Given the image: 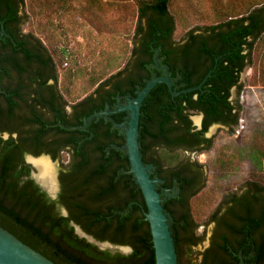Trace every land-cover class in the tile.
Segmentation results:
<instances>
[{"label":"trees","instance_id":"obj_1","mask_svg":"<svg viewBox=\"0 0 264 264\" xmlns=\"http://www.w3.org/2000/svg\"><path fill=\"white\" fill-rule=\"evenodd\" d=\"M210 1L212 23L192 28L187 33L185 42L176 45V21L170 9L172 0H0V28L5 26L8 34L15 36V39L6 36L5 40L0 34L3 37L1 47L4 50L13 48L11 53L0 52L1 86L2 76L8 72L7 62L14 65L17 76H20L23 70V63L18 56L20 53H24L27 61L32 62L39 56L36 50L48 52L58 62V67L55 64L58 80L61 78L60 58L69 59L76 55L69 45L45 42L33 32H25L24 16L18 15V2L23 8L29 3L32 9L39 10L48 17V24H45L44 29L48 28L52 32L51 36L56 33L64 34L61 21L55 22L52 18L54 14L60 11L74 15L84 11V8L80 10L84 4L75 3L84 2L102 17L113 14L114 21L120 17L122 8H127V3L133 5L132 11H136L138 22L132 48L118 34L108 38L104 48L103 41H99L100 51L93 61L101 64L98 67L93 66L91 70L90 84L95 89L93 88L94 91L85 100L91 103V111L86 118L106 110L107 104H110L111 110L116 109L118 96L122 97L123 103L128 97L136 98L137 91L143 89L151 79L165 74L162 68L164 66L169 69L175 91L198 86L211 73L202 89L178 96L171 94L167 84L160 83L147 96L142 106L140 143L144 161L147 158L152 159L156 153L163 161L158 162L157 173L161 176L164 172L173 174L178 177L182 188L178 198L180 208L174 207L173 199H166L164 202L166 211L174 218L172 229L180 264L233 263L226 260L215 262V259L211 260L207 255L201 261L198 253L194 252L193 247L201 243L204 236L198 232L199 224L194 219L191 204L204 187L195 189L190 194L187 192L190 183L182 176L178 167L183 152L180 148L174 149L170 146H193V143L204 141L208 142L207 149L213 147L214 138H204L203 132L208 125L232 113L234 105L229 101L231 90L237 86L238 93H241V74L251 63L256 44L262 43L264 48V0ZM15 23L19 24V29L15 28ZM17 34L33 39L36 44L30 46L28 41L19 39ZM158 49L161 62L155 67ZM136 56L137 70L121 78ZM120 59L126 60L122 68L119 65ZM44 61L48 60L44 58ZM66 64L70 65L68 61ZM262 66L264 85V50ZM115 68L116 72L113 71ZM72 69L73 66L68 71L73 74ZM81 73L83 71L76 72L78 79ZM19 88H9L8 94L0 91V225L57 264H156L151 226L144 212L147 205L143 192L133 174L129 172L131 165L128 154L115 146L126 143L125 135L115 124L126 121L128 113L112 114V119L107 124H104L105 117L96 118L91 123L90 127L96 130L103 124L105 126L102 127L105 129L101 135L97 132L91 138V142L103 139V144L97 146L99 155L95 158H92L94 154L90 157L83 153L76 134L79 129L65 128L64 125H76L68 123L60 115L59 122L63 124L58 130L72 134L71 141L76 143L77 153L83 157L75 174V184L71 187L74 194L67 198L62 197L69 208L68 215H63L58 207L60 202L49 198L30 177L31 166L24 161L25 147L21 137L23 121L17 110L19 102L15 99ZM64 89L72 95L73 91L68 85ZM95 95H99L102 102ZM76 98L77 96L73 99ZM237 106L241 111L242 105L239 101ZM200 112L205 115L204 130L192 131L190 116ZM238 115L236 123L239 121ZM84 122L82 120L77 126ZM5 131L11 135L18 132L19 136L5 139L2 136ZM43 132L44 129H37L33 139ZM178 134L180 138L176 137ZM158 144L163 145L161 149L152 152ZM248 182L251 187L248 194L259 196L261 183L255 180ZM253 205L254 203H250V206ZM261 220L264 221L263 216L249 213L239 232L247 237L249 234L250 242L258 243L255 233L262 225ZM73 223L98 241L127 245L132 251L123 254L101 249L86 237H81ZM260 242H264V237ZM184 254L188 256L187 263L183 260Z\"/></svg>","mask_w":264,"mask_h":264},{"label":"flooded vegetation","instance_id":"obj_2","mask_svg":"<svg viewBox=\"0 0 264 264\" xmlns=\"http://www.w3.org/2000/svg\"><path fill=\"white\" fill-rule=\"evenodd\" d=\"M18 5V15L21 16L23 6L19 2ZM14 26L16 29H19L18 23H15ZM3 29L5 30V33L0 32V34L4 36L5 40L7 38L6 36L15 39L13 34H8L5 26H2L0 31ZM17 36L19 39L24 38L26 41H28L30 46L36 44L31 38H26L23 37V35L18 34ZM1 38L3 37H0V52H13L12 47H8L5 50L1 47ZM183 42H185V40L182 42H176V45ZM36 52L39 56L32 62L27 61V57L24 53L18 54L21 62L23 63V70L20 76H17L16 69L13 67L14 65L11 62H7L8 72L2 76L3 86L0 85L2 88L0 91L4 94H8L9 88L14 89L20 87L19 94L17 97H15V99L19 102V107H17V110L20 112L21 121H23L21 127V137L25 147L24 161L26 164L31 166L32 171L30 177L33 178L35 182L42 188V190L46 192L49 198L52 200H58L60 202L58 203L60 211L63 214L64 209L67 212L66 215H68L69 208L64 204V199L69 197V195L74 194L71 187L75 184V174L83 157L82 154L77 153L78 150L76 143L71 141L72 134L60 132L58 130V127L63 124L59 122V119L60 115L64 116L68 123L76 126L82 120L86 121L90 117L89 116L86 118V115L89 113V111H91V103L90 101L85 100L90 94H85L84 96H81L77 99H72L74 97L69 99L64 91V85L61 82V78L60 80L57 79L58 70L55 66V64H57L58 67L57 60L53 59L51 55H49V53L44 50H36ZM43 57L48 61L45 62ZM137 58L138 56L134 57L128 67V70L123 73L121 78H124L128 74H132L134 70H137ZM160 62L161 59H159V62L156 60L155 67H158L157 64L159 65ZM150 67H152V64H150ZM59 72L61 74L60 69ZM234 88H236L238 91L237 86L233 87L231 90L229 101L232 105H234L232 113L223 117L222 120L208 125L206 131L203 132L204 138H212L209 133L211 130L223 128L232 131L233 129L236 130L240 126L241 111L237 106L238 101L232 99V91ZM95 97L99 102H102V98H100L99 95H95ZM120 98L122 101V97L118 96V100L115 103L116 106H118ZM109 105L110 104H107V108L110 107ZM197 114H201L202 122L201 125H198L196 123L197 120L194 122L190 116L192 121V131L204 130L205 115L202 112ZM237 115L239 116L238 123H236ZM111 119L112 117L110 115L108 119H105L104 124H107V122H109ZM104 124L97 128L98 131L96 129H92L90 124L87 129H79V132L76 133L78 142L81 145V150L87 156L91 157L94 154L92 158H95L97 154L99 155L97 146L98 144H103V139H97L96 141L91 142V138L96 136L97 132L100 135L102 132H104L105 128H102L105 127ZM64 127L68 128L71 126L64 125ZM212 127L213 129H211ZM37 129H44V132L39 137L37 136L36 139H33L34 133ZM2 136L5 139L10 138L11 136L17 138L19 133L15 132L11 135L9 132L5 131L2 133ZM176 137L180 138V134H178ZM162 146L163 145L161 144L155 145L152 152L156 151L157 149H161ZM170 147L174 149L180 148L183 152L178 167L182 173V176L186 177L190 183V188L187 190V192L190 194L193 193L195 189L205 187L207 171L205 165L198 159L200 156L208 153L213 147L211 149H207L208 142L204 141L193 143V146L184 144L179 147L171 144ZM107 149L110 148L108 147ZM64 154H68V161L64 160ZM157 156L158 155L155 153L152 159H145V163L154 165L152 173L153 178L158 177L159 179L163 180V182L158 184V189L162 190L169 188L171 193H174L173 188L178 191L175 196L167 197V200L173 199L172 202L174 203V207L180 208V202L178 203L179 194L182 191L180 181L178 177L169 172H164L163 176L157 173L158 162H163ZM40 158L48 159L53 165V168H55L54 165L56 161L60 162L59 171L56 173L54 170V175L56 174V189L54 190L57 194L56 198L51 196L50 190L47 186L44 188L33 177V172L35 170L39 173V168L33 160ZM164 167L169 170L167 166ZM252 180L261 183L262 187L259 196L248 194L249 190L251 189L248 181ZM63 196L66 197L62 199ZM164 196H166V194ZM250 203H254L253 207L250 206ZM251 207L254 208L253 212L251 211ZM249 213H252L258 217L263 216L264 218V181L262 180H247L240 190H228L223 196H221L219 202L216 204L208 219L205 221L203 225L204 230L200 232L201 235L204 236V240L201 243L206 241L208 242L205 246V249L202 251L200 260L202 261L207 255L208 257H211V260L215 259V262L227 261L233 264H264V242H260L264 237V221L261 220L262 225L255 233V238L259 241L258 243L250 242L249 234L247 237L246 235L239 232L244 227V219ZM209 226H212V229L211 234L208 236L206 229ZM199 227L200 226L198 225V230Z\"/></svg>","mask_w":264,"mask_h":264},{"label":"rangeland","instance_id":"obj_3","mask_svg":"<svg viewBox=\"0 0 264 264\" xmlns=\"http://www.w3.org/2000/svg\"><path fill=\"white\" fill-rule=\"evenodd\" d=\"M78 4H84L80 7V10L84 8L81 14H79L80 11L74 15L58 11L52 16L55 22L60 20L63 25L64 34L56 33L55 36H51L52 32L48 28L44 29L45 24H48V17L44 13L32 9L29 3L22 10L25 20L23 27L26 32H33L45 42H56L60 46L69 45L72 50H75L76 58H60L59 60L61 82L64 86L68 85L73 91L70 95L64 89L69 99L71 96L79 98L94 91L95 87L90 84V77L92 67H98L101 64L93 61L94 56L100 51L99 41H103L102 47L104 48L108 38L118 34L131 49L135 41V28L138 22L136 11H132L133 5L130 3H127L126 9L122 8L120 17L116 21L113 20V14L102 17L88 8L84 2L75 3V5ZM211 4L210 0H172L170 9L176 21L175 39L177 42L184 41L192 28L212 23L209 11V8L212 7ZM263 50L262 43L256 44L252 61L241 74L243 90L241 93H238L236 88L232 91V99L239 101V104L242 105L240 126L235 131L223 128L211 130L209 133L214 138L213 148L198 159L205 165L207 171L206 185L191 204L194 219L200 226L199 233L204 230L205 221L221 196L228 190H240L243 184L250 179L264 181ZM67 61L70 65L66 64ZM125 63L126 60H119L121 68ZM71 66L73 69L75 68V70L72 69L73 74L68 71ZM78 71H83L78 76L79 79L76 77ZM113 71L116 72V68ZM200 116L201 114H192L191 118L196 122V118ZM64 160L68 161V154H64ZM54 166L57 173L60 169V162L56 161ZM35 172L37 171L35 170ZM211 229L212 226L206 229L208 236L211 234ZM207 243L206 241L193 247L194 252L198 253L199 259ZM98 246L101 249L129 254L115 246ZM183 260L187 263L188 256L186 254H184Z\"/></svg>","mask_w":264,"mask_h":264},{"label":"water","instance_id":"obj_4","mask_svg":"<svg viewBox=\"0 0 264 264\" xmlns=\"http://www.w3.org/2000/svg\"><path fill=\"white\" fill-rule=\"evenodd\" d=\"M5 33L3 29L0 31ZM160 50H157L156 60L159 62ZM157 66H159L157 64ZM165 70V74L157 76L151 79L143 89L137 91V97H128L127 101L123 103L121 98L119 99L118 107L111 110L108 107L104 111L96 112L92 114L83 125L68 127L69 129H81L85 130L96 119L100 117L109 118L110 115L120 112H127V120L122 123H116L115 127H118L126 137V143L122 146L115 145L117 148L126 151L129 156L131 168L130 173L133 174L136 183L141 188L147 209L144 208V212L147 220L150 223L155 255L156 264H180L179 254L177 251L176 240L173 235L172 220L173 215L167 212L164 206V202L167 197L175 196L178 191L173 188L174 193L170 192L169 188L162 190L158 189V184L163 180L152 177L154 165L146 164L141 151L140 143V127H141V115L142 106L145 99L151 93V91L160 83H165L173 96H178L182 93L195 91L202 89L203 84L206 82L208 76L203 80L201 84L194 87H189L180 91H175L174 81L171 78L168 67H162ZM0 89L2 90L1 86ZM202 116L200 121L196 122L201 125ZM7 136V135H6ZM38 172H33V177L41 186L44 185L37 178ZM45 188V187H44ZM53 198L57 197L56 191L50 192ZM166 194V196H164ZM63 214H67L63 209ZM76 227V232L81 237H86L90 242L97 245L106 246L111 245L120 248L125 253H130L132 248L127 245H115L111 242H101L87 234L79 225L73 223ZM0 264H57L52 259L36 250L29 244L25 243L14 233L0 225Z\"/></svg>","mask_w":264,"mask_h":264},{"label":"bare ground","instance_id":"obj_5","mask_svg":"<svg viewBox=\"0 0 264 264\" xmlns=\"http://www.w3.org/2000/svg\"><path fill=\"white\" fill-rule=\"evenodd\" d=\"M197 122L200 121V117L196 118ZM34 163L39 168V173L37 174L38 180L45 186L48 187L52 193L56 189V179L54 175V168L51 162L46 158H40L33 160Z\"/></svg>","mask_w":264,"mask_h":264}]
</instances>
